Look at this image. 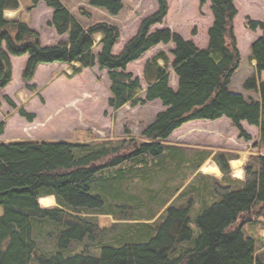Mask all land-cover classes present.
I'll use <instances>...</instances> for the list:
<instances>
[{
	"label": "trees",
	"instance_id": "trees-1",
	"mask_svg": "<svg viewBox=\"0 0 264 264\" xmlns=\"http://www.w3.org/2000/svg\"><path fill=\"white\" fill-rule=\"evenodd\" d=\"M41 1L53 10L49 26L58 35H67L68 39L44 46L40 33L27 23L6 18L7 10L20 7L19 0H0V91L13 82L11 56H28L22 73L25 83L35 77L41 64L68 65L72 71L70 77L98 66L108 71L112 94L109 105L114 110L155 100L162 102L164 110L144 129V141L138 144L128 139L88 144L65 141L0 143V264H34V261L35 264H264V255L258 254L256 241L245 236L242 226L236 227L242 219H245L243 223H248L247 218L255 208H264V81L259 78L264 72V22L251 18L246 22L250 31L263 33L250 48L256 73L243 85L245 91L259 95L256 100L230 90L242 63L234 32V20L239 13L235 0H200L201 6L211 3L214 17L206 49L198 48L171 29L152 31L169 13L168 1L157 0V12L142 21L135 37L118 55L113 53L121 37L117 26L109 22L84 25L62 0H30L29 9L37 8ZM89 5L112 16H118L123 10L120 0H90ZM82 14L89 15L84 11ZM170 43L174 44L172 67L179 80L178 89L170 86L171 60L165 52H160L145 64L144 78L148 88L145 99L141 98V80L129 72L128 67L158 45ZM96 48H99L97 54ZM27 87L35 89V86ZM4 99L17 108L8 96ZM18 112L29 122L35 119V114L25 108H19ZM224 117L231 120L239 138L246 142L252 141V137L242 123L259 128L260 140L256 145L259 154L251 156L244 166V180H236L230 176L231 161L239 156L218 152L213 160L224 174L223 179L213 178L210 186L196 178L194 187L193 182L192 186L189 183L185 187L193 169L185 164L193 160L164 143L189 122L216 121ZM5 127L6 123L1 122L0 135L4 134ZM143 156H150L152 163L141 161L138 167L128 171L134 180L122 173L116 177L110 175V181L94 185L98 174L131 164ZM210 156L212 152H204L197 167ZM183 166L184 175L179 183L175 180L171 185L166 180L160 187L161 193L173 192V195L163 199L158 212H151L149 208L148 221L153 222L145 220L116 243L102 244L100 256L91 254L87 248L67 256L74 243L82 244L96 237L98 226L87 214L117 211L113 204L122 194L118 190L121 184H135L140 173L153 177L165 173L173 178ZM96 189H100L101 195L92 194ZM186 189H190L189 198L175 207L171 201L178 200ZM47 196H55L58 206L42 208L39 200ZM127 196L134 198L130 194ZM107 200L111 202L108 211L105 209ZM196 202L204 205L198 211L196 230H193L191 212ZM142 203L149 205L147 201ZM46 220L51 223L47 224ZM34 221L38 231L42 225L57 227L59 243L51 254L40 253L34 238Z\"/></svg>",
	"mask_w": 264,
	"mask_h": 264
},
{
	"label": "rangeland",
	"instance_id": "rangeland-1",
	"mask_svg": "<svg viewBox=\"0 0 264 264\" xmlns=\"http://www.w3.org/2000/svg\"><path fill=\"white\" fill-rule=\"evenodd\" d=\"M65 1L70 9L75 11L74 15H76L84 25L109 22L119 28L121 37L115 46V52H121L125 45L135 37L142 21L155 14L158 10L157 0H120L123 4V10L118 16H112L105 10L98 8L93 9L94 7L89 5L90 0ZM167 1L169 4L168 16L162 24L154 26L152 31L171 29L180 34L187 41H192L199 46L204 45L209 40V31L207 30L211 20L210 17L207 16L210 9L209 3L201 6L200 0ZM27 2L31 3L30 0H27ZM236 7L239 8L240 12L234 20V32L242 56V63L232 80L230 90L234 93H244L248 98L259 99L258 94L247 92L243 89L244 82L256 73V69L253 68L250 59V48L256 35L247 28L246 22L247 18L264 22V0H238ZM83 11L88 12L89 15L82 14ZM46 18V12H42L41 15L38 13V15L36 14L32 18L31 23L38 27L43 45L51 46L55 44L58 39L55 37L57 36L56 32L52 31V28H50L48 24H44ZM26 21L29 22L31 20L27 19ZM98 50L99 48H97V51ZM173 50L174 44L172 43L168 45L160 44L128 67L129 72L133 73L135 77L141 80L143 88V92L140 95L141 98L145 99L146 90L148 88V84L144 78L146 61L154 58L162 51L166 52L171 58V64L168 68V72L170 73V85H176L178 78L172 67L174 61V56L172 55ZM14 62L15 74L13 82L6 89L0 91V121L6 123L4 134L0 135V139L3 140H10L11 142L56 140L77 144H88L92 142L128 139L134 140L135 144H138L144 141L142 137L144 129L154 121L159 112L164 110L161 104L162 102L157 100L146 102L136 107L126 105L122 109L114 110L109 105L112 94L110 91L111 82L108 71L100 70L98 66L88 69L87 72L85 71L81 75L75 77H70L72 75L70 67L42 66L37 70L38 73H36L37 76L35 75V77L37 83H42L44 85H35V89L32 90L27 86H29L28 84L32 82L35 77L28 83H25L22 79L24 68L23 58L15 57ZM160 63L164 65L163 62ZM56 68H60V70ZM61 69H67L68 72H60ZM51 74H53L52 80H50ZM259 78L264 81V74L262 76L259 75ZM5 93H7L8 97L16 104V109L5 101ZM19 108H25L27 112L35 114L34 121L29 122L26 118L20 116L18 112ZM197 121L205 125L208 124V122H213L204 120ZM126 132L129 133L127 134ZM202 143L205 145L209 144L207 140H204ZM250 157H248V160ZM150 158V156H143V158H137L131 161L133 162L131 164L126 163V165L122 167L107 169L103 173L98 174L96 179H94V185L108 182L112 177L120 176L122 173L128 174V171L132 170L134 166L138 167V163L141 161L151 165L152 162ZM183 168L184 166L173 178H170L165 173L163 175L156 174V177L149 174L143 176L142 173H140V179H138L135 184H133V182L126 184V186L121 184L118 190L122 194L113 204L116 205L117 211L114 213V209H112L113 213L108 212L109 214H87V218L95 222L98 226L96 237L93 241L86 240L82 244L74 243L67 252V256L81 253L85 251L86 248L91 251V254L100 256L101 250L99 247L102 244L116 243L122 239V235H126L128 234L127 232L135 230L136 226L141 225L145 220H147L146 222L148 223L153 222L154 220L148 221L151 215V213H149V208L151 212H158L161 210L164 203L163 199L173 195V192L168 195L167 193H161L159 191L160 187L166 180H169L171 185L175 183V180H178L179 183L182 175H184L182 172V170H184ZM110 175L112 177H110ZM230 176L233 178V171ZM128 178L131 180L135 179V177L130 174H128ZM196 178L195 176L191 179L189 178L190 180L188 179V183L185 184V187L191 182H193L194 187L197 184L194 182ZM203 180L201 183L210 184V186L214 183L213 181ZM125 188L126 195L124 194ZM147 188L153 189L154 191L149 192ZM171 189L174 190V187L172 186ZM164 190L165 189H163V191ZM189 190L190 189H186V192L181 195L178 200L173 199L171 201L174 202L175 207L180 206L181 200L184 201L187 200V197L189 198ZM100 192V189H96L92 194L101 195ZM127 194L134 196V198L128 197ZM202 194L203 191L201 195ZM135 196H137V199ZM132 199L134 200L132 201ZM108 201L109 200H107L105 205L107 211L111 206V202ZM142 201H147L151 207L142 203ZM40 202L43 204V207H46L52 204L53 199L44 197L40 199ZM195 204V208L191 212V228L193 230H196L195 220L198 217V211L203 207L204 203L196 202ZM53 206H56L55 203ZM263 214L264 208L257 207L253 210L252 216L247 218L248 223H243L245 219H242L236 224V227H243L246 237H251L256 241L259 255H264ZM46 222L47 224L51 223L48 220H46ZM33 224L34 238L39 244L40 253L44 252L46 254H51L54 252L56 245L59 243L57 227L52 224L42 225V228L38 231V226L35 221ZM33 263L35 264L36 262L34 261Z\"/></svg>",
	"mask_w": 264,
	"mask_h": 264
},
{
	"label": "crops",
	"instance_id": "crops-1",
	"mask_svg": "<svg viewBox=\"0 0 264 264\" xmlns=\"http://www.w3.org/2000/svg\"><path fill=\"white\" fill-rule=\"evenodd\" d=\"M19 2H20V7L18 9L7 10L5 12V16L8 20H21V21L27 23L32 29L36 30L37 32H39L38 27L36 25H33V23H31L32 18L36 14L38 15V13H40V15H41L42 12H46L47 18H46V21H44L45 25H47V24L49 25V23L52 21L53 10L48 8L43 1H41L39 3L37 8L31 9V10L29 9L31 6V3L27 2V0H19ZM62 2L65 5V7L68 8L70 10V12L74 15L75 11L73 9H70V7L67 5L66 1L62 0ZM208 3L210 5L209 6L210 9H209V13L207 14V16H209L211 19L210 23L208 24V29H207L209 31V29L213 25L214 17H213V13L211 10V3L210 2H208ZM237 4H238V0H235V5L237 6ZM93 9H95V8H93ZM237 9H238V12H240L239 8H237ZM74 16L77 17L76 15H74ZM27 17H30V18H27ZM27 19H29L31 21L28 22V21H26ZM50 28H52V27H50ZM52 31L56 32V30L54 28H52ZM253 33H255V35H256V38L253 41L260 38L263 34L262 31H260V30L253 32ZM56 34H57V36H55V37H57L58 41H56L55 44L67 41V39H68L67 35L60 36V35H58L57 32H56ZM42 44H43V41H42ZM55 44H53V45H55ZM208 45H209V40L202 46H199V45H196V46L200 49H206V48H208ZM98 52H99V50L97 51V48H96L95 53L97 54ZM121 52L120 51L115 52V48H114L113 53L114 54L116 53L115 55H118ZM162 52H164V51H162ZM168 57L170 58L169 55H168ZM14 58H15L14 56H11L13 68L15 65ZM22 58H23V66H24L23 71H24L26 63L28 61V56H24V57L22 56ZM251 63H252L253 68L255 69L256 68V62L252 61ZM45 65L46 64H41L38 67V70L42 66H45ZM45 67H62V68L67 67L68 68L69 66L64 65V64H52L50 66H45ZM56 69L60 70V68H56ZM62 71L66 72V73L68 72L67 69H61L60 72H62ZM85 71L87 72L88 69ZM37 73H38V71H37ZM14 74H15V72L13 69V79H14ZM263 74H264V72L261 74V76ZM36 76H37V74H36ZM52 76H53V74L50 75V80H52V78H53ZM28 85H31V86L40 85L41 86L44 84L37 83L36 77H35L34 80L32 82H30ZM178 86H179V84H178V80H177L176 85L175 86L172 85L171 87L174 90H177ZM6 95H7V93H5V96ZM256 100H258V99H256ZM157 101H159V100H157ZM242 126L251 135L252 141L246 142V141L240 139L239 138V132L234 127L231 120L224 117L222 119H219V120H216L213 122H208V124H206V125L202 122H199V121L189 122V123L183 125L180 129L176 130L172 134V136L165 142V145L169 146L172 149H177L182 154H186V155H189L191 157V159L193 160L191 162V164H189V163L185 164L187 166H190V165L193 166V169H192L193 176L191 174L189 177L190 179L195 176L198 179L200 178L201 181L203 179H205V180L212 182L213 178H216L218 180H222L224 177V174L222 173V171L220 170L218 165L215 163V161L212 160L213 156L220 151V152H226V153H230V154H236L240 157V159H236V160L231 161V169L233 171V179L244 180V178H245L244 166L246 164V161L248 160V157L259 154V149L255 148V147L260 140V130H259V128L255 127V126H251L246 122H243ZM204 140H207V142H209V144H206V145L203 144L202 142ZM7 142H11V141L0 139V143H7ZM243 150H246V151H243ZM204 152H212V156H210V158L208 160H206L201 165V167H197V165H199L200 158L202 157ZM187 183H188V181L186 182V184ZM46 198H52L53 202L50 206L43 207L42 206L43 204H41V202L39 200L42 208H54V207L58 206L55 196H47ZM54 203L56 206H53ZM0 212H1V210H0Z\"/></svg>",
	"mask_w": 264,
	"mask_h": 264
},
{
	"label": "bare ground",
	"instance_id": "bare-ground-1",
	"mask_svg": "<svg viewBox=\"0 0 264 264\" xmlns=\"http://www.w3.org/2000/svg\"><path fill=\"white\" fill-rule=\"evenodd\" d=\"M42 199V198H41Z\"/></svg>",
	"mask_w": 264,
	"mask_h": 264
}]
</instances>
